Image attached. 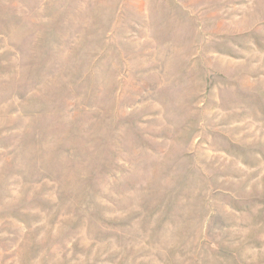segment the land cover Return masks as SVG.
<instances>
[{"label":"rangeland","instance_id":"1","mask_svg":"<svg viewBox=\"0 0 264 264\" xmlns=\"http://www.w3.org/2000/svg\"><path fill=\"white\" fill-rule=\"evenodd\" d=\"M0 264H264V0H0Z\"/></svg>","mask_w":264,"mask_h":264}]
</instances>
